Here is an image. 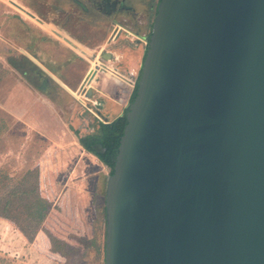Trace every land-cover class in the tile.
<instances>
[{
    "label": "water",
    "instance_id": "1",
    "mask_svg": "<svg viewBox=\"0 0 264 264\" xmlns=\"http://www.w3.org/2000/svg\"><path fill=\"white\" fill-rule=\"evenodd\" d=\"M125 119L104 264H264V0H159Z\"/></svg>",
    "mask_w": 264,
    "mask_h": 264
},
{
    "label": "rangeland",
    "instance_id": "2",
    "mask_svg": "<svg viewBox=\"0 0 264 264\" xmlns=\"http://www.w3.org/2000/svg\"><path fill=\"white\" fill-rule=\"evenodd\" d=\"M54 7L68 12L72 4L68 0H0V206L8 212L0 210V264H45L46 258L52 264H103L104 192L110 169L80 149L74 130L79 135L90 133L98 119L85 99L63 87H68L67 76L73 73L70 88L80 94L76 87L94 59L81 53L75 57L68 48L75 49L61 40L68 47L58 49L56 57L69 62L62 67L64 76H57L60 80L50 79L62 91L50 87L46 94L34 86L40 82L33 68L20 61L26 58L50 77L33 59L50 55L43 36L48 29L42 27L46 15L66 23L68 17ZM68 14L73 18L66 26L74 29L71 23L77 10ZM113 37L106 49L114 60L101 59V63L116 70L132 69L136 84L144 45L134 47L135 40L123 36L114 44ZM120 43L127 48L118 50ZM98 51L90 54L96 56ZM98 87L86 98L102 103L105 123L110 113L104 105L108 98ZM6 190L15 197L4 195ZM60 245H66L65 259L52 253Z\"/></svg>",
    "mask_w": 264,
    "mask_h": 264
},
{
    "label": "crops",
    "instance_id": "3",
    "mask_svg": "<svg viewBox=\"0 0 264 264\" xmlns=\"http://www.w3.org/2000/svg\"><path fill=\"white\" fill-rule=\"evenodd\" d=\"M62 1L63 0H57ZM72 7H70L68 10H77V16L74 20L75 22L71 23L74 27V29H70L66 26V23H69V19L73 18L72 16H69L68 12H65L63 8L54 7L56 11H60L61 15L65 18L67 16V20L65 22H58L54 18H49V16L46 15V20L43 22V28L48 29L44 30L43 36L45 38V45L46 49L49 52L48 59H44L39 55H35L36 61H38V64L42 67V69L45 71V73L50 76L49 78L54 79L55 81L60 80V76H64V70L63 66H67L68 61L63 60L56 55H58L57 50L60 49L63 51L64 48L67 49V45H64L61 40L65 41L66 44H68L71 48L75 50L69 51L71 53H74L75 57H78L76 53L85 54V56H91V58H95L90 52L95 53V51H98L100 49L105 48V51H108L106 49L107 45L111 46L112 43L110 42L111 38L114 34V44L117 43V40L120 36H123L127 39H133L135 40V46L143 44V53L142 58L145 52V48L147 47L144 42L148 41L147 38V7L149 0H146V2H139V0H68ZM66 2V1H65ZM109 3L111 5L110 9H106V5ZM113 4V5H112ZM140 7L143 8L142 11H138ZM79 12V13H78ZM67 13V15H66ZM64 14V15H63ZM84 27L85 31L81 33L78 28ZM121 39V38H120ZM116 41V42H115ZM132 41V40H131ZM119 42V41H118ZM125 43V42H124ZM142 43V44H141ZM121 47H118V50H125L126 45L120 43ZM130 45V44H129ZM96 48V49H95ZM131 50V49H130ZM76 51V52H75ZM108 53H110L108 51ZM111 54V53H110ZM113 56V54H112ZM118 56V55H117ZM111 60H114V57L111 58ZM91 62V68L88 70V73H86L85 78L80 81L77 89L80 90V94L75 93L70 88V85L73 80V73L69 74L67 76L68 80V87H65L68 91L73 94V96L77 98H81V100H84L83 102L86 103V105L89 107V109L92 110L93 113L97 114L105 118L103 112L100 110L99 113L96 112L91 106H93L96 101L90 102L86 97L89 91L93 89L94 87L99 88L100 91H105L108 98V104H104L105 107H109V115L107 117V122H111L114 119L122 116L125 111L127 110V106L130 103L131 95H128L127 90V83L123 78L118 79L114 73H112L109 70L100 71L98 68H96V61H90ZM110 65H113L112 62L109 63ZM142 65V60L139 63L138 71L140 70ZM89 68V67H88ZM121 70V69H120ZM119 71L120 75L122 77L132 76V69H122L121 72ZM131 70V71H130ZM133 72V71H132ZM109 76H107V75ZM90 78V79H89ZM99 78V79H98ZM100 78H102V82L100 81ZM128 77H126L127 79ZM96 79H98L96 81ZM54 82V81H53ZM82 84V85H81ZM113 84V85H112ZM94 86V87H93ZM89 103V105H88ZM91 103V104H90ZM112 111V112H111ZM114 112V113H113ZM112 113V114H111ZM75 134V133H74ZM76 136V134H75ZM76 139L78 141V138L76 136ZM80 149L83 151H86L82 145L79 144ZM87 152V151H86ZM89 153V152H87ZM91 154V153H89ZM93 155V154H92ZM105 166V165H104ZM107 167V166H106ZM65 246V247H63ZM59 250L52 251L53 254H59V256L63 259H65L66 254V245H60ZM64 248V249H63ZM46 258V257H45ZM41 259V258H40ZM39 261L41 262V260ZM48 263L45 264H52V261L50 258H46ZM51 262V263H50ZM44 264V263H42Z\"/></svg>",
    "mask_w": 264,
    "mask_h": 264
},
{
    "label": "trees",
    "instance_id": "4",
    "mask_svg": "<svg viewBox=\"0 0 264 264\" xmlns=\"http://www.w3.org/2000/svg\"><path fill=\"white\" fill-rule=\"evenodd\" d=\"M158 2L159 0H149V3H148L147 38L149 37L151 33L152 22L156 14V7H157ZM145 52H146V48H145ZM145 52H144L142 61L144 59ZM20 61H25V63L23 64L24 67L33 68V73H34L33 75L35 76L36 79L39 78L38 81L40 83H37V84H34L33 82L32 83L34 84V86H36V88L39 91L45 93L49 90L50 87L52 88L54 87L60 90V92L62 91V89L59 86H57V84H54L49 77H47L40 69L36 68L34 64L31 63L29 60L25 58L24 60H20ZM20 61H17V62L19 63ZM139 77H140V70L138 71L137 81ZM136 88H137V82L132 92L130 102L135 97ZM57 94L59 95V92ZM125 125H126V119H125V113H124L122 116L114 119L111 122L103 123L100 120H96V126L94 130L90 133H87L85 136H81L79 135V133H76L79 144L82 145V147L87 152L93 154L101 163L107 166L110 169L109 174L112 173V168L114 166L115 157L118 152L120 138L123 135V130H124ZM96 144L101 145L102 149L104 150L103 153H96L92 150V146ZM3 194L8 197H15V193H13L12 190H6L4 191ZM0 210H2V213L0 212L1 214L8 213L5 210V207H3V205L0 206ZM103 216H104V207H103ZM103 264H104V260H103Z\"/></svg>",
    "mask_w": 264,
    "mask_h": 264
},
{
    "label": "built area",
    "instance_id": "5",
    "mask_svg": "<svg viewBox=\"0 0 264 264\" xmlns=\"http://www.w3.org/2000/svg\"><path fill=\"white\" fill-rule=\"evenodd\" d=\"M113 36H114V34H113ZM113 39H115V38L113 37ZM147 42L148 41L144 42V44L146 46H147ZM104 51H105V48H102L96 53V56L94 58V61H96V68H98L100 71H105V70L111 71L112 73H114L118 77L119 80H120V78H123L126 81V83L131 87V89L134 90V85H135L134 79H130V78L126 79V77L124 78V77H122V75H120L118 70H116L114 68H110L107 65H102V63H101V59H102L101 55H102V53ZM86 107H88V106H86ZM90 112L94 115L95 118H97L98 120L101 121L100 116H98L97 114L93 113L92 110H90Z\"/></svg>",
    "mask_w": 264,
    "mask_h": 264
},
{
    "label": "bare ground",
    "instance_id": "6",
    "mask_svg": "<svg viewBox=\"0 0 264 264\" xmlns=\"http://www.w3.org/2000/svg\"><path fill=\"white\" fill-rule=\"evenodd\" d=\"M107 75V74H106ZM107 76H109V75H107ZM99 79V78H98ZM98 79H96V81L98 80ZM102 103L101 102H96L93 106H91L94 110H96V112L97 113H99L100 112V110L102 109Z\"/></svg>",
    "mask_w": 264,
    "mask_h": 264
},
{
    "label": "flooded vegetation",
    "instance_id": "7",
    "mask_svg": "<svg viewBox=\"0 0 264 264\" xmlns=\"http://www.w3.org/2000/svg\"><path fill=\"white\" fill-rule=\"evenodd\" d=\"M113 5V4H112ZM110 7H111V5H109V3L106 5V9L107 10H109L110 9ZM74 133L76 134V133H79L77 130H74ZM86 134L84 133L83 135H81V136H85Z\"/></svg>",
    "mask_w": 264,
    "mask_h": 264
}]
</instances>
